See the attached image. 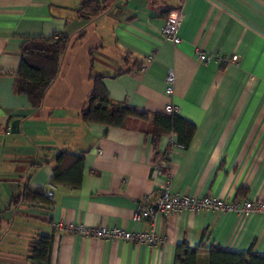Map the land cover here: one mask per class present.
Segmentation results:
<instances>
[{"label":"crops","instance_id":"0c3cea01","mask_svg":"<svg viewBox=\"0 0 264 264\" xmlns=\"http://www.w3.org/2000/svg\"><path fill=\"white\" fill-rule=\"evenodd\" d=\"M83 1L0 0V264H30V242L47 234L49 264H174L180 244L200 249L199 264H208L211 246L264 256L260 214L173 212L157 219L162 243L152 247L55 228L60 222L148 231L150 222L133 213L164 182L150 176L153 148L154 161L171 148L166 167L175 193L264 200V0H102L106 11L93 19L79 15ZM176 6L183 11L178 44L162 34ZM55 33L70 40L41 108L33 110L14 90L20 47L25 38ZM196 49L212 58L198 61ZM216 55L238 60L224 65ZM170 70L175 83L167 96ZM98 75L115 102L160 113L167 103L177 107L195 125L190 145H174L173 135L152 143L140 123L84 122L81 110ZM15 119L19 128L11 131ZM62 151L84 157L78 189L51 182ZM51 186V203L13 202L26 188Z\"/></svg>","mask_w":264,"mask_h":264},{"label":"trees","instance_id":"16d2710c","mask_svg":"<svg viewBox=\"0 0 264 264\" xmlns=\"http://www.w3.org/2000/svg\"><path fill=\"white\" fill-rule=\"evenodd\" d=\"M105 11L106 6L102 0H84L78 9L79 15L85 19H93ZM69 40V36L59 33L50 37L24 39L20 47V64L15 77L14 90L16 93L27 95L33 110L41 108L45 93L56 79L61 56ZM93 80V89L87 97L85 107L81 110V118L84 122L119 128H125L131 122L140 123L148 126L152 143L153 139L156 140L162 135H173L176 144L182 148L190 145L195 134V125L179 113L139 111L127 103L115 102L108 95L102 76H94ZM154 150L155 148H153V161L155 156H158ZM83 170V155L62 151L56 157L51 182L78 189ZM164 172L169 173L167 167H164ZM44 192L45 190L42 189L26 188L13 198V202L15 205L20 202L51 203ZM52 246V234L40 235L31 241L27 254L30 264H49ZM200 254V249L180 244L176 248L174 264H199ZM207 256L208 264H264V256L251 251L244 253L228 251L219 246H211Z\"/></svg>","mask_w":264,"mask_h":264},{"label":"built area","instance_id":"2783aa9c","mask_svg":"<svg viewBox=\"0 0 264 264\" xmlns=\"http://www.w3.org/2000/svg\"><path fill=\"white\" fill-rule=\"evenodd\" d=\"M183 17L182 8H174L167 16L165 23L162 27L163 36L174 44L181 42L178 34ZM195 54L197 60L200 62L209 61L212 56L208 55L201 49H196ZM216 60H220L224 65L230 63H237V56L221 57L220 55L214 56ZM152 59V55L147 57V61ZM165 94L171 96L174 90L175 75L173 71H169L165 77ZM167 114L179 113V109L167 103L164 107ZM180 148V145L174 144ZM171 157V148H167L161 158L156 162H151L150 176L152 180L164 177V182L160 184L153 197L145 196L144 201L139 203L133 213V219L136 221L148 220L150 222V229L148 231H129L116 226H98L90 227L81 223H56L57 230L78 234L82 237H91L95 239H111V240H124L133 242L135 244H145L148 246H157L162 243L158 235L156 221L159 217H167L173 212H180L189 210L198 212L201 210H211L220 212H232L238 215L260 214L264 215V200H245L243 202H232L225 198L215 196L196 197L184 193H175L170 188V173L164 172V167L167 166ZM44 195L49 201H53V186L44 192Z\"/></svg>","mask_w":264,"mask_h":264},{"label":"water","instance_id":"95a60500","mask_svg":"<svg viewBox=\"0 0 264 264\" xmlns=\"http://www.w3.org/2000/svg\"><path fill=\"white\" fill-rule=\"evenodd\" d=\"M19 128V120L18 119H15L12 121L11 123V131H17Z\"/></svg>","mask_w":264,"mask_h":264}]
</instances>
